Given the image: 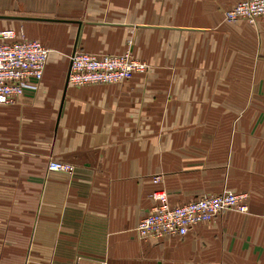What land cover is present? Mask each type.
Wrapping results in <instances>:
<instances>
[{"label": "crops", "instance_id": "1", "mask_svg": "<svg viewBox=\"0 0 264 264\" xmlns=\"http://www.w3.org/2000/svg\"><path fill=\"white\" fill-rule=\"evenodd\" d=\"M240 1L0 0V30L50 50L38 90L0 105V264H264V20L226 22ZM74 47L151 69L64 91ZM226 189L245 214L138 238L154 192Z\"/></svg>", "mask_w": 264, "mask_h": 264}, {"label": "built area", "instance_id": "2", "mask_svg": "<svg viewBox=\"0 0 264 264\" xmlns=\"http://www.w3.org/2000/svg\"><path fill=\"white\" fill-rule=\"evenodd\" d=\"M259 19L264 20V0H242L224 13L226 22L245 21L255 25ZM49 55L50 50L40 41L27 39L13 29L0 30V105L12 106L27 91L38 90ZM69 63L67 84L75 88L121 84L134 74L151 69L129 50L118 55L101 56L76 51L69 57ZM73 169L71 164L52 158L46 164L47 172L71 175ZM151 200L152 210L139 220L135 228L139 239L156 241L184 237L195 226L209 223L228 211L247 212L246 196L228 189L179 206H171L164 191L154 192Z\"/></svg>", "mask_w": 264, "mask_h": 264}, {"label": "water", "instance_id": "3", "mask_svg": "<svg viewBox=\"0 0 264 264\" xmlns=\"http://www.w3.org/2000/svg\"><path fill=\"white\" fill-rule=\"evenodd\" d=\"M75 52H76V48L74 47L73 52H72L71 55H73ZM69 72H70V63H69V67H68L67 74H66V80H65V84H64V91H66V89L68 87L67 79H68Z\"/></svg>", "mask_w": 264, "mask_h": 264}]
</instances>
